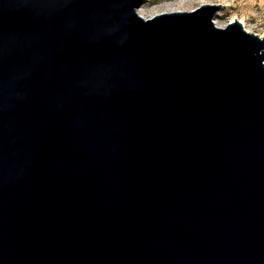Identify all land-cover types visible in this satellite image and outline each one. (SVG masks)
<instances>
[{"label":"water","instance_id":"water-1","mask_svg":"<svg viewBox=\"0 0 264 264\" xmlns=\"http://www.w3.org/2000/svg\"><path fill=\"white\" fill-rule=\"evenodd\" d=\"M142 2L0 0V264H264V34Z\"/></svg>","mask_w":264,"mask_h":264},{"label":"rangeland","instance_id":"rangeland-1","mask_svg":"<svg viewBox=\"0 0 264 264\" xmlns=\"http://www.w3.org/2000/svg\"><path fill=\"white\" fill-rule=\"evenodd\" d=\"M203 3L221 5L216 12L219 14L217 21L222 26L234 19L242 20L240 22L246 30L264 34V0H146L137 10H141L143 17H149L153 11L158 13L165 9L191 10Z\"/></svg>","mask_w":264,"mask_h":264},{"label":"bare ground","instance_id":"bare-ground-1","mask_svg":"<svg viewBox=\"0 0 264 264\" xmlns=\"http://www.w3.org/2000/svg\"><path fill=\"white\" fill-rule=\"evenodd\" d=\"M143 1H146V0H143ZM143 3V2H142ZM203 4H205V3H203ZM207 4H212V3H207ZM141 6V5H140ZM139 6V7H140ZM139 7L137 8V9H139ZM141 9V8H140ZM195 9V8H194ZM191 10H193V9H191ZM138 11H139V13H138ZM171 11H190V10H181V9H172V10H167V9H165V10H163V11H161V12H158V13H154V11L153 12H151V10L149 9V12H151L150 13V15H149V17H152L153 15H156V14H159V13H162V12H171ZM137 13L139 14V15H141L142 13H141V10H137ZM219 13V12H218ZM218 15L219 14H217V12L215 13V15L213 16V22H214V24L216 25V26H218V27H223L221 24H219V22L217 21V17H218ZM142 16V15H141ZM143 17V16H142ZM149 17H144V18H149ZM241 22H243L242 20H240Z\"/></svg>","mask_w":264,"mask_h":264}]
</instances>
